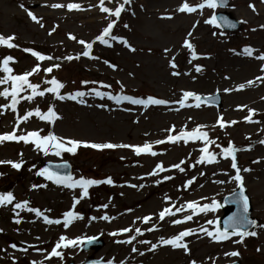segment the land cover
Instances as JSON below:
<instances>
[{"label":"rangeland","instance_id":"374dc122","mask_svg":"<svg viewBox=\"0 0 264 264\" xmlns=\"http://www.w3.org/2000/svg\"><path fill=\"white\" fill-rule=\"evenodd\" d=\"M182 2L184 0H130L117 19L100 11L99 0H0V34L5 37L14 35L13 43L18 46H0V59L8 55L14 57L15 62L9 65L12 74L30 71L37 63L41 69L59 64L60 67L53 68L51 73L41 70L33 74L29 77L30 82L40 84L43 89L49 86L44 82L55 77L64 84L61 94L76 90L88 92V87L92 86L115 95L121 92L123 85V94L131 92L137 94V98L152 96L169 101L165 105L145 108L128 101L116 104L107 97L94 95L78 98L84 101L79 103L70 99L59 100L53 94L45 93L32 101L21 100L16 112L10 108L3 109L0 133L12 132L17 113L23 116L25 111L37 107L46 112L51 105L59 119L48 123L33 115L19 124L17 135L42 130V136L52 131L59 137L91 143L143 145L149 142L156 155H136L127 148L96 150L80 146L75 154L64 152L56 156L52 151L45 155L32 143H0V161H22L20 169L0 164V193L11 192L14 196L11 204L0 205V264H66L71 260L80 262L90 254L89 251L80 252V245H76L61 247L58 249L61 257L46 259L61 235L68 239L103 238L104 247L94 255L106 259L105 264L108 260H113L114 264H190L191 261H196V264H224L236 260L241 264H264V228L254 227L250 232L254 231L256 235L245 236L241 243L233 242L239 240L238 236L216 242L199 231L201 226L209 230L218 227L219 219L228 211L224 207L220 206L214 212L198 213L192 220L177 225L171 221L191 215L189 210L159 219L158 213L165 207L174 212L176 207L188 201L205 204L215 198L219 203L223 196L237 189L230 179L236 174L231 168V158L217 156V162L196 163L201 156L203 141L189 140L185 143L181 139L176 143H154L166 140L170 128H173L171 134L176 135L182 129L190 132L197 125H203L201 130L215 141L208 146L211 152L219 153L220 148L216 145L227 147L229 141L238 149L235 157L250 200L249 216L257 219V225H264V143L260 142L264 141V79H256L264 77L261 70L264 61L255 58L264 53V0H229L228 9L241 21L236 32H226L217 24L205 23L220 9L177 12ZM200 2L187 0L189 5ZM69 3H77L81 7L69 10L66 7ZM120 3L123 0H105V6L113 10ZM53 4L64 7L54 8ZM25 9L31 11L39 22L33 21ZM114 19L116 24L111 35L123 38L130 47L110 37L107 38L110 46L95 40ZM69 34L76 39H70ZM185 38L194 45L198 58L192 59L190 51L182 46ZM79 40L93 44L90 57L95 58L81 55L84 47L78 43ZM245 47L254 50L252 56L243 53ZM25 48L53 59L38 62L30 53L23 51ZM69 55H79V58L66 60ZM170 61L175 63V68L170 66ZM196 65L201 66V71L195 70ZM173 72L179 75H172ZM4 75L0 71V77ZM249 80L253 81L251 85L247 84ZM81 81L97 83L82 84ZM101 83L111 87H101ZM240 84L245 87L239 89ZM5 87L10 88L11 82L0 84V91ZM30 91L26 89L20 95L27 96ZM184 91L199 96L218 93L221 107L202 103L196 107L197 102L193 98H188L182 107L176 101ZM9 102L10 97L0 96V105ZM248 109L254 110L250 121L245 119L249 116ZM218 117L226 122L224 128L217 124ZM233 121L235 123H229ZM47 161H67L74 179L81 176L91 179L110 177L113 183L90 186L88 195L80 198L78 187L67 188L37 175ZM181 161L184 163L180 164ZM157 163L163 165L164 171L149 175ZM173 164H180L184 171L172 168ZM245 168L250 171H243ZM165 176L171 179L165 180ZM193 177V182L184 187L185 182ZM33 185L37 187L33 188ZM74 197L79 201L75 207ZM23 201L29 202L25 208H14L16 203ZM29 207L37 208L61 223L48 224L42 216L37 217L28 211ZM69 210L80 218L72 220L65 228L63 213ZM104 215L110 219H100ZM144 216L151 219L146 223L137 219ZM208 220H216L217 223L208 225ZM154 225L153 231H147ZM122 228L130 231L110 235ZM137 228L143 235H137ZM185 229L197 230L184 238L188 253L159 243L160 237L169 238ZM131 236L136 237L131 244L117 242ZM140 240L158 246L149 251L151 244H141ZM133 246L138 252H132ZM231 251H237L239 255L225 256Z\"/></svg>","mask_w":264,"mask_h":264},{"label":"snow or ice","instance_id":"6c2138e0","mask_svg":"<svg viewBox=\"0 0 264 264\" xmlns=\"http://www.w3.org/2000/svg\"><path fill=\"white\" fill-rule=\"evenodd\" d=\"M111 2V0H109ZM130 0H123V3L118 4L115 9H110L105 6V0H99L98 7L100 8V11L103 13H107L109 16H114L117 19L120 17L121 12L124 10V6L126 4H129ZM225 5V0H201L200 3H197L195 5H189L187 3V0H184L179 7L176 9L177 12H184V13H193L197 11V9H213L215 10L217 7H223ZM54 8L58 7H64V5L61 4H53L51 5ZM251 6V5H250ZM21 8H23V5H20ZM66 7L69 10L73 9H80V5L77 3H69L66 5ZM27 11V9H25ZM28 16L36 22H39L37 20V17L31 12L27 11ZM171 18V17H168ZM218 19L223 21L224 24L227 27H234L231 23L227 21L226 17H219L217 18L215 15L211 16L208 20L205 21V23L208 24H217L219 26ZM116 24V20H110L109 23L107 24L106 27L103 28L102 32L100 35H98L95 40L99 41L102 44L109 45V40L107 37H110L111 40L118 41L120 43H123L125 46L130 47L127 44V41L124 40L121 37H117L114 35H110L111 30L113 29L114 25ZM41 26H43L41 24ZM127 27V25H125ZM195 27V25H193ZM191 36V33L188 34ZM69 38L72 40H75L76 37L69 34ZM15 40L14 35L10 36H3L0 34V46H6L8 48H13V47H18L13 43ZM79 44L83 45L84 51L81 53V55L85 57H90V50L93 47L92 43L86 42L84 40H79ZM183 47L187 48L190 51L192 59L198 58V54L195 52L194 45L190 42L188 38H185L183 41ZM133 50L134 49H130ZM24 52L30 53L38 62L39 61H45V60H52L53 57L51 56H46L39 51L33 50L31 48H25L23 49ZM168 49H165V52H167ZM253 49L250 47H245L243 49V53L252 56L253 54ZM78 59L79 55L76 57H73L71 55L65 57L66 60L71 61L72 59ZM90 58H95V57H90ZM258 60L264 61V53H261L259 56L255 57ZM59 59V58H57ZM174 60V58H173ZM10 62H15L14 57L11 55L5 56L2 59H0V71H2L5 75L3 77H0V84H7L9 81L11 82V87H5L2 91H0V96L5 97L6 99L10 97V102L5 105H0V115L3 114V109H11L13 112L17 111V105L20 103L21 100H28L32 101L34 97L40 96L43 97L45 93H50L53 94V96L56 99L59 100H64V99H70L73 101H78L79 103H84L82 99L78 100V98H82L86 95H94L95 97H100L104 98L107 97L108 100L114 101L116 104H120L122 101H128L132 105H142L145 108L148 107L149 105H165L168 104L169 101H166L164 99H159L155 98L152 96H148L147 98H137L133 97L130 95H125L123 94V85H121V92L113 95L111 92H106V91H100L97 88H92L88 92L85 91H80L76 90L75 92L67 93V94H61L60 90L64 88V84L60 82L57 78L52 77L50 80H46L44 83L49 85L48 87H45L41 89L40 84H34L31 83L29 80V77L32 76L33 74L39 73L41 70H43L45 73H51L53 71V68H59V64H53L48 68L41 69L40 64L37 63L35 66L32 67L30 71H26L22 74H12L13 70L9 66ZM191 62V61H190ZM105 63H108L105 61ZM170 66L172 68H175L176 65L172 61L169 62ZM110 67H115L114 65H109ZM195 70L197 72L201 71V66L196 65ZM261 70L264 71V64L261 65ZM172 75H179L178 72H173ZM256 79H264V77H257ZM82 84H88V83H97L95 81L93 82H88V81H81ZM119 83V82H117ZM253 81L249 80L247 81V84L251 85ZM101 87L104 88H109L111 87L110 85H103L101 83ZM245 87L244 84H240L238 86L239 89H243ZM26 89L31 90L30 94L27 96H22L20 93L24 92ZM230 91V89H225V92ZM188 98H193L197 103L196 107L200 106L201 100H206L208 102H212V97H201L197 95L196 93L190 92V91H184L182 97L180 100L176 101V103H179L182 107L185 106V101ZM98 107H107L106 105H98ZM249 111V116L245 117L246 120L250 121V117L253 114L252 109H248ZM35 115L38 117L40 120L52 123L54 122L55 119H59V116L55 112L53 106L49 105L47 108L46 112H42L39 107L36 109L32 110H27L25 111L23 116H20L17 113L16 116V125L13 127L12 132L8 133H0V143L6 142V141H15V142H23L25 144L32 143L35 148L39 151H42L45 155H47L50 151L54 153L56 156H60L62 153L67 152L71 154H75L78 147L84 146V147H89L92 149L96 150H103V149H116V148H127L131 149L136 155H141V154H151V155H156L154 151H152V144L149 142H145L143 145H129V144H113L110 142L106 143H91V142H86V141H81V140H76V139H70V138H64V137H59L55 135L52 131H49L47 135H40V131L42 130H34V131H28L26 133L22 132L21 134L17 135V128L19 127V124L24 121L26 122L30 117ZM229 123H235L229 122ZM217 124L221 127L224 128L226 126V122L223 121L222 117H218L217 119ZM203 125H197L196 129L192 131H185L181 130L177 135H172L171 133L173 132V128L168 129V132L170 133L167 137L166 140H157L154 143L155 144H161V143H166V142H171V143H176L183 139L185 143H187L189 140H201L204 142V146L200 149L201 156L199 159L196 161V163H214L217 162V156H223L224 158H231V168L235 170V175L231 176L230 179L235 182L237 185L238 191L234 190L232 193V196L234 197L233 202L237 203L240 207V211L237 213H234L232 216L227 217L224 220L223 223V228L220 227H214L212 230H209L207 227L201 226L199 231L204 233L206 236L210 237L213 241L216 242H222L225 240L230 239L233 236H238L239 240L238 241H233L234 243H241L243 242V239L245 236H255L256 233L254 231L250 232L248 231V226H259L264 228V225H257V222L255 220H252L248 216V211H249V198L245 194V189L243 187V177L241 176L240 172L241 170L237 166L236 162V157H235V152L238 151L237 148L232 144L231 141H229L227 147H222L217 144L216 147L220 148L219 153H213L209 150V145L214 144L215 141L209 139L208 133L205 131H202L201 129L203 128ZM261 143H264V141H260ZM184 161H181L180 164H183ZM0 164H9L11 165L12 168L14 169H20L21 168V162H14L11 160L8 161H0ZM180 164H173L171 165L172 168L179 169L180 171H184L183 168L180 167ZM57 167H64L67 168V164L63 165H58ZM157 171H164L163 165L161 163H157L155 166V169H153L152 173H149V175H155ZM243 171L247 172L250 171V169H243ZM37 175L45 177L47 180L52 181L53 183L57 185H63L67 188L75 189L79 188L80 191V198H83L88 195V188L90 186H95L99 184H109L111 185L113 183V180L108 177L105 178L104 180H97V179H91V178H85L83 176L79 177L78 179H74L71 173H60L57 171H52L49 168L45 167L41 169ZM165 180L171 179V177L165 176ZM195 177H193L191 180H188L185 182L184 187H188L190 185ZM219 183H223V181H219ZM132 187H136V185H131ZM37 187V185H33V188ZM165 199H169L168 197H165ZM201 199H207L202 197ZM14 200V196L11 192L7 193H0V205H6V204H11ZM78 199L74 197L73 199V207H75V204L78 203ZM28 201H23L16 203L14 205V208L16 209H21L25 208L28 205ZM102 207H107V205H102ZM220 205L217 202L215 198L211 200V203H205V204H198L196 201H188L185 204L181 205L180 207H176L175 211L173 212L170 207H165L163 208L159 213V219L164 220L165 217L168 216H174L176 213L183 212L185 210H189L191 212V215H184L182 219H173L171 223L173 225L177 224H182L184 222L192 220L194 215H197L198 213H207L209 211H215L217 208H219ZM30 212L35 213L37 217H43V220L48 223V224H59L61 223L60 220H52L50 219L47 215H44L41 210L37 208H31L29 207L27 209ZM63 226L67 228L69 224L71 223L72 220L80 218L77 213H75L72 210L66 211L63 213ZM92 219H95L93 217ZM100 219L103 220H109L110 217L107 215L101 216ZM137 219H142L143 222H148L151 217L150 216H144L142 218L137 217ZM19 223V220L16 221ZM208 225H215L217 223L216 220H208L206 221ZM155 229V225L153 228L147 229V231H153ZM130 231L129 228H122L120 229L117 233H110V235H119L121 233H128ZM137 235H143L141 230L137 228L136 230ZM197 230L196 229H185L183 231H180L178 234L171 236L169 238H164L160 237L159 243L163 245H170L172 248H181L183 249L186 253L189 252V248L187 244L184 242V238L188 237L190 235L195 234ZM94 238H86L82 239L80 237H77L75 239H68L67 237L61 235L59 237L58 242L56 243L55 246L52 247L51 252H49L46 256L47 258L51 257H61L62 253L58 251L61 247H70V246H76L80 245L82 243H91ZM135 236L129 237L127 240L123 241H117L118 243H126V244H131L133 240H135ZM141 244H151V247L148 249L149 251L155 250L157 248L156 243H151L150 241L147 240H140L138 241ZM13 248H15V245H12ZM26 251V249H25ZM132 252H138V249L133 246ZM140 255H143L142 252L139 253ZM239 252L237 251H231V252H226L225 256H238ZM35 264V262H33ZM107 264H114L113 260H108ZM123 264V262H121ZM190 264H196V261H191Z\"/></svg>","mask_w":264,"mask_h":264},{"label":"water","instance_id":"95a60500","mask_svg":"<svg viewBox=\"0 0 264 264\" xmlns=\"http://www.w3.org/2000/svg\"><path fill=\"white\" fill-rule=\"evenodd\" d=\"M228 1L229 0H225V5L221 8H226L227 5H228ZM216 17L219 18V17H226L227 18V21L229 23H231L232 25H234V27H227L223 21L219 20L218 19V23L219 25L223 28V29H227V30H230V31H235L237 30L239 27H240V22L235 19L233 16H232V13L231 12H228V11H222V12H218L216 14ZM203 101H206V100H203ZM208 102V101H206ZM208 103H213V104H217V105H220V98H219V95H215V96H212V102H208ZM65 163H47L45 166L47 168H49L50 170L52 171H57V172H60L62 174L64 173H69L70 172V168L69 166L67 168H64V167H57L58 165H63ZM234 200V197L232 196V193L227 195L224 200H223V205L229 207V206H234V209H232L223 219H222V228H223V223H224V220L229 217V216H232L234 213H237L238 211H240V207L237 203H234L233 202ZM249 211H250V207H249ZM248 211V213H249ZM252 220H255V219H252ZM256 221V220H255ZM253 227V226H248V230ZM104 245L103 241L98 238V239H93L91 243H86L83 245L82 247V251H86L88 249H95V251L99 250L102 246ZM99 261H95L94 258L92 256L88 257L86 259V261L84 262L85 264H88V263H97ZM233 264H239V262H236V263H233Z\"/></svg>","mask_w":264,"mask_h":264},{"label":"bare ground","instance_id":"6f19581e","mask_svg":"<svg viewBox=\"0 0 264 264\" xmlns=\"http://www.w3.org/2000/svg\"><path fill=\"white\" fill-rule=\"evenodd\" d=\"M223 90H225V89H223Z\"/></svg>","mask_w":264,"mask_h":264}]
</instances>
